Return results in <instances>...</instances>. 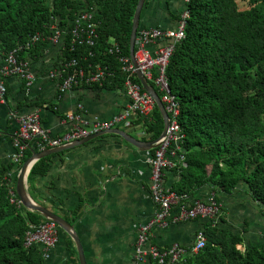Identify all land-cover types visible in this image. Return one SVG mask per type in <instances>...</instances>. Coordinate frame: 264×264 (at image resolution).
Segmentation results:
<instances>
[{
    "label": "trees",
    "instance_id": "16d2710c",
    "mask_svg": "<svg viewBox=\"0 0 264 264\" xmlns=\"http://www.w3.org/2000/svg\"><path fill=\"white\" fill-rule=\"evenodd\" d=\"M137 2L0 0V61L13 51L21 62L37 59L47 42L39 40L23 49L31 37L49 35L51 24L67 31L80 11H95V46L71 49L65 34L61 60L75 59L84 69L98 65L111 70L101 84L82 89L122 90L125 76L108 49L112 40L120 55L129 57ZM185 9L184 37L175 45L165 69L168 89L178 104L184 156L183 164L174 167L179 181L169 191L191 198L200 188L210 186L219 204L218 194L231 195L243 185L264 215V0H189ZM135 82L140 84L137 78ZM4 88L6 94V80ZM43 105L33 103L35 108ZM133 120L151 140L162 133L163 120L156 105L148 119ZM33 151L29 144L22 163ZM50 158L33 165L27 178L29 189L36 177L47 174ZM12 170L13 164L0 161V264H45L40 247L25 248L23 241L29 224L39 225L46 219L9 203L4 178ZM221 221L220 216L217 225L202 227L205 247L188 253L179 264H264V242L240 251L236 247L242 245V237L220 227Z\"/></svg>",
    "mask_w": 264,
    "mask_h": 264
},
{
    "label": "crops",
    "instance_id": "0c3cea01",
    "mask_svg": "<svg viewBox=\"0 0 264 264\" xmlns=\"http://www.w3.org/2000/svg\"><path fill=\"white\" fill-rule=\"evenodd\" d=\"M184 9L182 0H145L139 27L172 30ZM161 45L157 43L149 49L152 51ZM61 58L60 44H47L37 59L26 58L27 69L34 77L29 88H25L24 81L18 77L6 79V98L4 104H0V161L3 164H12L11 156L15 152L12 139L17 122L13 115L37 111L42 128L51 136H59L69 129L63 121L70 113H77L86 120H108L126 107L128 101L122 90L75 88L59 95L57 80L47 78V74L62 63ZM33 103L44 105L35 108ZM117 129L140 142L154 141L135 120ZM152 150L135 147L115 134L103 135L51 155L47 174L36 177L30 189L26 182L27 192L36 204L73 227L87 264H133L137 229L149 222L157 210L149 196L148 159ZM174 169L163 171V183L169 190L179 181ZM245 191V187L239 185L231 195L218 194L222 211L219 225L240 234L242 245L236 247L240 251L264 242V215ZM211 196H214L211 187L205 186L191 197L193 199L187 197L185 201L187 204L206 202ZM246 214L261 225L249 229L244 224ZM206 223L197 219L166 228L155 227L149 244L159 249L171 245L188 249ZM44 263L79 264L75 244L63 231H59L58 241ZM140 264L152 263L145 260Z\"/></svg>",
    "mask_w": 264,
    "mask_h": 264
},
{
    "label": "built area",
    "instance_id": "2783aa9c",
    "mask_svg": "<svg viewBox=\"0 0 264 264\" xmlns=\"http://www.w3.org/2000/svg\"><path fill=\"white\" fill-rule=\"evenodd\" d=\"M182 2L185 6L189 0H182ZM94 15L95 11H80L72 20L67 31L51 24L49 35L36 34L22 48L28 49L39 40H44L47 44L52 45L59 43L62 47L65 34L70 37L71 49L76 45L92 48L97 39L96 25L93 22ZM187 18L188 12L184 9L176 27L172 30L139 27L134 42L133 62L129 57L121 56L117 44L112 40L110 41L108 52L116 55L120 71L125 76L122 92L128 101L126 107L110 119L86 120L77 113H70L66 115L63 121L69 126V129L59 136H51L47 130L42 128L37 111L25 115H13L17 122V130L12 139L15 152L11 156V163L14 170L7 173L4 178L10 204L17 207L22 206L15 193V182L22 165L24 151L29 144L33 146V152L38 153L73 144L93 134L117 129L122 125L130 124L136 117L148 119L155 103L142 86L135 82L136 73L139 72L147 83H152L159 92L160 96H158L168 115V127L165 136L156 142L157 146L148 159L150 167L149 196L157 210L149 222L140 225L137 229L133 264H140L145 260L151 261L152 264H179L180 260L188 253H196L205 247L206 240L201 230L196 233L194 244L188 249L179 245L159 249L149 244L151 231L155 227L166 228L171 224L197 219L215 226L219 223L222 214L220 205L215 203L212 196L206 202L193 201L187 204L185 196H178L169 191L163 183V171L176 166L174 159L181 164L184 161L181 147L183 134L177 121L179 116L178 104L168 89L165 69L175 45L184 37ZM157 43H162V45L151 51L149 47ZM111 73L108 67L98 65L84 69L78 66L75 59H72L60 63L57 68L49 71L47 78L57 80L58 94L63 95L71 89L101 84L105 78L111 76ZM13 76L24 81L25 88H29L34 81L33 74L27 69L26 62L19 61L15 51L0 61V104H4L6 98L5 80ZM58 235L59 228L51 220H46L39 225L29 224L23 245L25 248L38 245L41 248L43 260H47L58 241Z\"/></svg>",
    "mask_w": 264,
    "mask_h": 264
},
{
    "label": "water",
    "instance_id": "95a60500",
    "mask_svg": "<svg viewBox=\"0 0 264 264\" xmlns=\"http://www.w3.org/2000/svg\"><path fill=\"white\" fill-rule=\"evenodd\" d=\"M145 0H138L135 11H134V15H133V19H132V26H131V33H130V40H129V46H128V50H129V58L130 60L133 62V55H134V42H135V37H136V32L137 29L139 28V20H140V14H141V10L143 8ZM136 77L140 82V85L142 86L143 90L146 91L153 99L156 107L158 108V110L160 111V114L162 116V120H163V130L161 135L154 141L151 142H140L137 141L136 139L128 136L127 134H125L123 131L119 130V129H111L109 131H105V132H100L97 134H93L90 135L82 140H79L73 144L67 145V146H63L60 148H56V149H49V150H45V151H41L38 153L32 152L31 156L29 158H27L21 165L19 173L16 177V182H15V193L17 195V198L19 199L22 207L30 212H34L39 214L40 216H42L44 219L46 220H51L52 222H54L58 228L63 231L66 235H68L71 240L73 241V243L75 244L77 253H78V258H79V264H87L85 261V257H84V253H83V248L82 245L79 241V238L77 237V235L74 232L73 227L68 224L66 221H64L61 217L57 216L55 213L49 211L47 208L40 206L38 204H36L29 196L28 192H27V178L28 175L30 173L31 168L33 167V165L40 159L51 156L53 154H57L78 146H82L96 138H99L103 135L106 134H115L118 135L120 137H122L125 141L129 142L130 144L134 145L135 147H147L150 149H154L157 144L156 142L161 139L162 137L165 136L167 127H168V115L164 109L163 104L160 101V98L157 94V92L153 89V87H151L147 81L142 77V75L137 72L136 73Z\"/></svg>",
    "mask_w": 264,
    "mask_h": 264
},
{
    "label": "rangeland",
    "instance_id": "374dc122",
    "mask_svg": "<svg viewBox=\"0 0 264 264\" xmlns=\"http://www.w3.org/2000/svg\"><path fill=\"white\" fill-rule=\"evenodd\" d=\"M246 218H247V221L244 220V224L246 223V226H248L249 229H251L253 225H261V224L255 223L251 219V217L249 215H247V214H246ZM242 223L243 222H241V225L244 226Z\"/></svg>",
    "mask_w": 264,
    "mask_h": 264
}]
</instances>
